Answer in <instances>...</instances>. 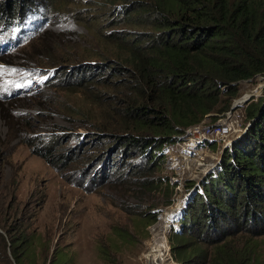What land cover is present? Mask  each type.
Masks as SVG:
<instances>
[{
	"label": "trees",
	"instance_id": "obj_1",
	"mask_svg": "<svg viewBox=\"0 0 264 264\" xmlns=\"http://www.w3.org/2000/svg\"><path fill=\"white\" fill-rule=\"evenodd\" d=\"M34 5L32 0H0V21L12 25L30 16ZM63 5L61 0L50 4L54 12ZM99 12L90 19L101 21L95 36L102 50L91 58L105 62L77 71L83 77L73 85H86L100 114L93 117V109L71 114L102 121L93 124L100 138L110 137L108 131L117 133L116 150L129 149L122 153L124 160L111 162V147L102 153L98 146L95 156L85 155L86 133L72 135L77 139L72 145L74 138L63 133L29 135L10 123L8 129L57 170L66 165L73 181L79 177L98 188L124 178L149 152L159 156L165 142H176L205 118L218 119L230 110L240 82L264 75V0H101L94 10ZM93 20L87 22L89 28ZM65 81L58 76L47 87ZM246 113L250 123L226 148L221 169L210 174L203 193H195L182 210V230L171 237L172 242L186 241L171 246L181 264L193 258L199 264H264V93L248 104ZM198 197L208 206L201 209L202 216L190 214ZM4 230L0 240L21 263L28 237L18 236L16 227Z\"/></svg>",
	"mask_w": 264,
	"mask_h": 264
},
{
	"label": "rangeland",
	"instance_id": "obj_2",
	"mask_svg": "<svg viewBox=\"0 0 264 264\" xmlns=\"http://www.w3.org/2000/svg\"><path fill=\"white\" fill-rule=\"evenodd\" d=\"M32 1L30 16L12 25L0 21V231L16 227L18 236L28 237L21 263L0 240V264H147L148 251L159 232L167 237L164 264H181L171 246L186 241L172 242L171 237L182 230L180 218L187 201L195 193H203L207 178L221 169L226 148L250 123L246 107L264 93V75L240 82V94L230 110L218 119L205 118L176 142H165L157 150L159 156L149 152L133 172L128 165L125 172L129 173L122 180L106 181L98 188L79 177L73 181L66 165L57 170L14 131L8 134V129L11 124L16 132H59L74 139L75 133H86L85 155L95 156L98 146L102 153L111 147V162L119 165L124 160L122 153L129 149L120 146L116 150L114 145H120L117 133L108 131L110 137L100 138L93 124L102 121L90 122L86 116L71 114L75 109H93V117L100 114L86 85H73V80L83 77L77 71L105 62L91 58L102 50L95 36L101 21L95 18L92 28L87 24L101 14L94 13L101 0H61L64 5L56 12L50 6L54 0ZM58 76L66 79L63 85L47 87ZM246 97L249 102L244 101ZM205 132L214 133L212 143L199 140ZM76 153L73 149L71 154ZM200 201L198 197L190 214L199 215L208 208ZM176 210L183 211L174 218L171 215ZM169 215L172 222L164 228ZM198 231L195 227L193 237L197 238ZM5 249L11 262L5 259ZM189 263L199 264L200 260L193 258Z\"/></svg>",
	"mask_w": 264,
	"mask_h": 264
},
{
	"label": "bare ground",
	"instance_id": "obj_3",
	"mask_svg": "<svg viewBox=\"0 0 264 264\" xmlns=\"http://www.w3.org/2000/svg\"><path fill=\"white\" fill-rule=\"evenodd\" d=\"M181 211L182 210H176V213L174 215L171 213V216L174 217L175 215H179ZM173 217L172 219H174L176 216L174 218ZM170 220L171 217L169 215L168 218L164 221V228H167V226H169ZM162 230L163 232H166L164 231V229H161V231ZM155 237L156 238L150 247V251H148L147 254V264H164L168 260V248L166 242L167 237L164 235V233L162 234V232L157 233Z\"/></svg>",
	"mask_w": 264,
	"mask_h": 264
},
{
	"label": "built area",
	"instance_id": "obj_4",
	"mask_svg": "<svg viewBox=\"0 0 264 264\" xmlns=\"http://www.w3.org/2000/svg\"><path fill=\"white\" fill-rule=\"evenodd\" d=\"M264 89V88H263ZM249 99H250V97H246L245 99H244V101H249ZM243 101V102H244ZM248 125H249V123H248ZM246 128H247V125L245 126V128L243 129V130H241L240 132L241 133H243L245 130H246ZM206 134H205V136H203L204 138H200L199 140H204L205 138L206 139H208V140H206L208 143H212V140H213V136H214V133L213 132H205ZM198 141V140H197Z\"/></svg>",
	"mask_w": 264,
	"mask_h": 264
},
{
	"label": "clouds",
	"instance_id": "obj_5",
	"mask_svg": "<svg viewBox=\"0 0 264 264\" xmlns=\"http://www.w3.org/2000/svg\"><path fill=\"white\" fill-rule=\"evenodd\" d=\"M247 126H248V124H247ZM247 129V128H246ZM234 142V141H233ZM232 145V144H231Z\"/></svg>",
	"mask_w": 264,
	"mask_h": 264
},
{
	"label": "water",
	"instance_id": "obj_6",
	"mask_svg": "<svg viewBox=\"0 0 264 264\" xmlns=\"http://www.w3.org/2000/svg\"><path fill=\"white\" fill-rule=\"evenodd\" d=\"M249 102V101H248Z\"/></svg>",
	"mask_w": 264,
	"mask_h": 264
}]
</instances>
